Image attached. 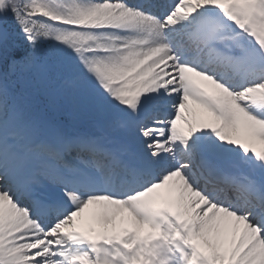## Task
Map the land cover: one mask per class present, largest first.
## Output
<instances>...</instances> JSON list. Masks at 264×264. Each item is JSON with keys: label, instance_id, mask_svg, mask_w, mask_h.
<instances>
[{"label": "snow or ice", "instance_id": "snow-or-ice-1", "mask_svg": "<svg viewBox=\"0 0 264 264\" xmlns=\"http://www.w3.org/2000/svg\"><path fill=\"white\" fill-rule=\"evenodd\" d=\"M0 264H264V0H0Z\"/></svg>", "mask_w": 264, "mask_h": 264}]
</instances>
